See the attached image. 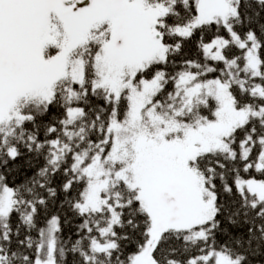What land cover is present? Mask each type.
Masks as SVG:
<instances>
[{
    "label": "snow or ice",
    "instance_id": "obj_1",
    "mask_svg": "<svg viewBox=\"0 0 264 264\" xmlns=\"http://www.w3.org/2000/svg\"><path fill=\"white\" fill-rule=\"evenodd\" d=\"M0 264H264V0H0Z\"/></svg>",
    "mask_w": 264,
    "mask_h": 264
}]
</instances>
